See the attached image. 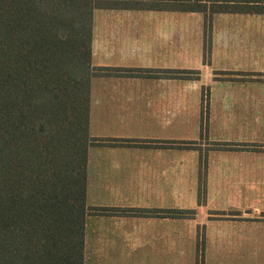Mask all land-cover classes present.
Instances as JSON below:
<instances>
[{"label":"crops","instance_id":"0c3cea01","mask_svg":"<svg viewBox=\"0 0 264 264\" xmlns=\"http://www.w3.org/2000/svg\"><path fill=\"white\" fill-rule=\"evenodd\" d=\"M195 13L264 16L91 10L85 200L119 212L85 217L83 264H264L263 73L214 76Z\"/></svg>","mask_w":264,"mask_h":264},{"label":"trees","instance_id":"16d2710c","mask_svg":"<svg viewBox=\"0 0 264 264\" xmlns=\"http://www.w3.org/2000/svg\"><path fill=\"white\" fill-rule=\"evenodd\" d=\"M93 8L264 14V0H0V264H83L85 217L119 212L85 200Z\"/></svg>","mask_w":264,"mask_h":264},{"label":"rangeland","instance_id":"374dc122","mask_svg":"<svg viewBox=\"0 0 264 264\" xmlns=\"http://www.w3.org/2000/svg\"><path fill=\"white\" fill-rule=\"evenodd\" d=\"M194 15L196 18L190 19L187 29L192 32L198 31L203 36L204 46L208 51L207 62L213 67L211 72L214 76L226 74L232 77L235 73L230 70H237L244 73L236 74L246 73L255 77L262 72L264 78V16L217 14L210 18L201 13ZM199 15H203L202 18H197ZM77 68L80 73L82 63L78 62ZM87 70L91 74L92 68L89 67ZM86 73L87 71L82 72V76ZM81 82L83 86L80 89L84 92L85 84L88 83L87 77L82 78ZM88 138L90 142L93 141L89 137V130ZM262 216L264 212L258 214V218ZM198 231L202 233L203 229L199 228Z\"/></svg>","mask_w":264,"mask_h":264}]
</instances>
